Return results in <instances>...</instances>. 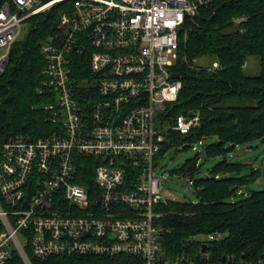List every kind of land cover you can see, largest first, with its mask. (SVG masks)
Here are the masks:
<instances>
[{
	"label": "built area",
	"instance_id": "obj_1",
	"mask_svg": "<svg viewBox=\"0 0 264 264\" xmlns=\"http://www.w3.org/2000/svg\"><path fill=\"white\" fill-rule=\"evenodd\" d=\"M217 0H0V75L33 16L60 8L41 45L54 134L0 141V264L51 257H126L119 264H195L161 258L165 214L156 171L169 130L187 134L199 113L161 115L183 88L174 67L189 27ZM238 18L235 23L246 21ZM86 58L90 78L74 75ZM220 68L217 62L210 71ZM94 166L92 184H83ZM88 180V178H85ZM218 236H204L208 243ZM200 259L208 258L206 250Z\"/></svg>",
	"mask_w": 264,
	"mask_h": 264
},
{
	"label": "trees",
	"instance_id": "obj_2",
	"mask_svg": "<svg viewBox=\"0 0 264 264\" xmlns=\"http://www.w3.org/2000/svg\"><path fill=\"white\" fill-rule=\"evenodd\" d=\"M241 17L247 20L235 23ZM59 20V7L33 16L25 38L12 47L7 68L0 75V141L16 137L38 140L56 131L44 109L53 102V96L45 85L46 61L41 45ZM209 56L220 63L218 70L195 64ZM251 58H257L260 65L259 74L254 76L246 73ZM74 62L76 81L90 78L89 61L78 57ZM174 69L183 88L176 103L169 104L166 114L161 115L163 124L171 127L179 115L195 112L200 115V124L187 134L169 130L160 155L174 148L188 152L199 144L204 146L207 159H223L208 170L206 177L197 178L202 172L200 154L173 172L193 182L196 201H168L159 206L165 214L157 221L162 231L161 258L178 260L185 256L195 264H264V190L249 194L241 190L258 180L261 171L244 173L249 166L228 159L236 147L264 141V0H217L204 9L181 42ZM84 173L89 175L83 184H92L94 166ZM200 235L218 236L208 243L205 260L200 259L204 249ZM129 260L31 257L33 264H119ZM16 262L23 264L18 258Z\"/></svg>",
	"mask_w": 264,
	"mask_h": 264
},
{
	"label": "rangeland",
	"instance_id": "obj_3",
	"mask_svg": "<svg viewBox=\"0 0 264 264\" xmlns=\"http://www.w3.org/2000/svg\"><path fill=\"white\" fill-rule=\"evenodd\" d=\"M30 22H26L23 26V31L19 39L25 38L29 31ZM18 39V40H19ZM47 39L44 40V42ZM43 42V43H44ZM218 60L215 57H204L196 61V65L213 67ZM260 72V65L257 58H251L249 60L248 66L246 67V73L248 75H257ZM89 80V78L87 79ZM46 82V81H45ZM83 82V81H82ZM81 82V83H82ZM213 140L207 141V143ZM196 148V150H194ZM180 149V148H178ZM174 148L169 151L164 156H159L157 160L156 171L164 176L163 182L161 184V194L164 200L170 202H195L196 193L193 182L188 179H184L173 172L182 166L188 159L193 158L197 154L202 163V172L197 178L206 177L208 175V170L212 168L216 163L221 161L223 158L217 159H207L204 153V146L199 144H194L190 151H177ZM228 159L231 162L244 164L249 166V168L244 171V173L251 172V169H256L261 171V175L258 180L247 183L241 190L245 194H249L251 190H264V141L255 140L248 144L240 145L236 147L229 155ZM204 237V235H200ZM198 237V239L200 238ZM30 259L32 257L30 248L27 249ZM18 258V256H17ZM23 264H26L21 258H18ZM17 263V262H16Z\"/></svg>",
	"mask_w": 264,
	"mask_h": 264
},
{
	"label": "water",
	"instance_id": "obj_4",
	"mask_svg": "<svg viewBox=\"0 0 264 264\" xmlns=\"http://www.w3.org/2000/svg\"><path fill=\"white\" fill-rule=\"evenodd\" d=\"M175 78H180V75L177 73L174 75ZM40 109H43V106H39ZM204 251L206 250V247L203 249Z\"/></svg>",
	"mask_w": 264,
	"mask_h": 264
}]
</instances>
